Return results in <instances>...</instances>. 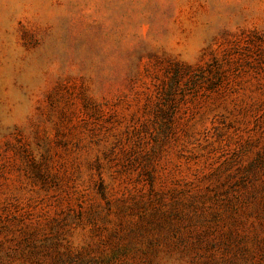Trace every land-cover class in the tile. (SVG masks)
Here are the masks:
<instances>
[{"label": "rangeland", "instance_id": "1", "mask_svg": "<svg viewBox=\"0 0 264 264\" xmlns=\"http://www.w3.org/2000/svg\"><path fill=\"white\" fill-rule=\"evenodd\" d=\"M0 264H264V0H0Z\"/></svg>", "mask_w": 264, "mask_h": 264}]
</instances>
